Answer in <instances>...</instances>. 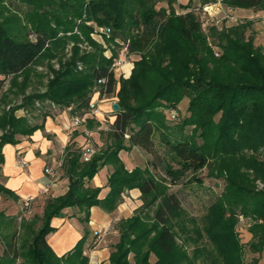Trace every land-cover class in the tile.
Wrapping results in <instances>:
<instances>
[{"label": "trees", "instance_id": "1", "mask_svg": "<svg viewBox=\"0 0 264 264\" xmlns=\"http://www.w3.org/2000/svg\"><path fill=\"white\" fill-rule=\"evenodd\" d=\"M17 1L28 7L25 12L13 8L14 0H0V75L10 81L8 92L0 97V162L6 144H18V135L30 136L44 127L17 115L19 109L30 113L37 101H50L69 108L72 116H85L93 88L103 79L102 94L118 96L120 105L103 151L86 161L75 141L67 145L63 167L68 190L47 202L42 226L22 248L25 261L89 264L84 254L88 231L64 256L47 254L52 251L47 236L56 230L52 219L65 208L78 207L80 220L88 224L93 206L113 211L134 188L141 191L142 204L117 223L119 241L112 264H244L238 214L256 220L248 244L254 251L263 250L264 159L244 152L264 148V47L255 43L254 34H247L252 24L237 22L205 31L195 12L177 13L176 0ZM163 2L167 6L158 7ZM223 3L231 9L264 10V0ZM190 6L191 2L180 9ZM93 23L110 27L105 40L115 46L112 55L107 56V47L92 37ZM124 44L140 58L130 77L117 78L115 48ZM53 59L60 62L58 70ZM47 76L44 91H28L35 77ZM10 94L21 97L19 104L12 105ZM186 97L189 115L170 124L163 110L177 107ZM86 117L88 127L99 124L93 115ZM189 126H194L190 133ZM134 147L143 148L152 159L130 170L119 153ZM104 165L113 170L107 179L109 192L101 198L102 188L87 182ZM206 167L213 175L225 176L227 184L200 227L183 206L179 191L171 187L202 182L198 172ZM247 168L253 169L254 178ZM257 178L263 184L260 190L255 187ZM0 191L10 192L1 184ZM17 236V230L5 236L9 240L3 264L17 260ZM205 237L209 243L203 242ZM96 244L95 240L90 247ZM187 245L194 246L192 252Z\"/></svg>", "mask_w": 264, "mask_h": 264}, {"label": "crops", "instance_id": "2", "mask_svg": "<svg viewBox=\"0 0 264 264\" xmlns=\"http://www.w3.org/2000/svg\"><path fill=\"white\" fill-rule=\"evenodd\" d=\"M195 2L196 0H193V5L196 4ZM181 3L178 0V4ZM244 10L251 11L252 9L236 8L234 11L231 9V12ZM259 12H264V10ZM132 66L133 64H128L123 65L122 68L127 70V67ZM99 107L101 111L96 115V118L103 123L104 115L112 112L113 100L111 97L104 98ZM108 116L110 117V123L113 124L116 120L115 111L108 114ZM72 118L69 108L60 109L58 115L48 113L46 118H42L41 122H38L43 124V128L36 130L30 136L18 135V140H20L18 144L8 143L4 146V159L3 162H0V184L10 192L0 191V213L2 214L0 216V245L2 257L5 253L6 241L9 240L5 236L12 233L13 229L16 228L18 235L17 250L19 252L17 260H22L18 263L35 264L32 261H25L22 248L31 241L27 239L28 235L32 236L33 239L34 234L42 226L47 202L65 194L69 187V178L66 176L63 167L65 159H58L62 157L59 152H64L65 147L74 141L79 147L86 146L88 136H94L99 129L103 128L100 125L90 129L86 122L75 124ZM106 129L103 128V130ZM18 153H22L28 161L27 167L24 168L18 164ZM122 160L129 169L137 166L131 165L133 159ZM47 169L56 171V181L49 192L41 193V189L52 180V176ZM112 170L111 165H104L95 177L87 182L88 186L102 188L101 198L109 192L107 179ZM29 196H35V200L29 208H25L24 200ZM140 196L141 191L134 188L125 192L123 201L113 211H106L100 206H93L88 224L80 220L82 213L78 207L63 209L61 215L54 217L51 221L56 230L47 236L50 249L61 257L72 250L88 231L84 254L89 257V264H112L110 257L115 250V244L119 241L117 223L123 218L132 216L134 210L142 204ZM73 210L75 212L68 214L69 211ZM21 234L24 237L23 239L19 238ZM95 234H100V236L96 238ZM95 240L97 244L92 249L90 244Z\"/></svg>", "mask_w": 264, "mask_h": 264}, {"label": "rangeland", "instance_id": "3", "mask_svg": "<svg viewBox=\"0 0 264 264\" xmlns=\"http://www.w3.org/2000/svg\"><path fill=\"white\" fill-rule=\"evenodd\" d=\"M180 1L182 2L181 4H178V0H176V2H175V7L177 9V13H180V12L182 13V12H186V11H193L198 15L199 19H201L200 12L195 11L193 8L198 7L200 5H203V4H205V2L206 3L214 2L216 0H196L195 5H193V0H180ZM189 2H191L190 7H188L187 9H180V5H186ZM161 4L167 6L166 2H163V3L158 4V7H160ZM13 8L14 9H20L21 12L23 13L27 10L28 7L21 2L14 0ZM233 11H234V9H233ZM231 13L234 14L238 18L237 22H242V23L250 22L252 24L251 27L248 29L247 34L248 35L254 34L255 43L257 45H262L264 47V12H259V10L256 11V10L252 9L251 11H245L244 10V11H239V12L235 11V12H231ZM222 22L223 23H221L218 26V28L223 27V25H232V24L237 23V22L228 21L226 19H223ZM93 25H94V28L95 27H103V26L97 25L96 23H93ZM105 27H108V26H105ZM96 40L99 42H102L103 45L105 47H107L106 51H105L107 56L112 55L111 51H113V47H115V46L112 43L110 44L108 41H106L105 36H103V37L98 36ZM115 49L118 52V58H116L115 60L120 59L123 61V64L121 66L114 68L115 75L117 78H119L121 76L128 78V77H130V75L134 69L135 61L140 58V55H139L140 53L129 52L127 44H124L121 48L116 47ZM66 51L68 52L67 56L69 57L71 55V52H70V50H66ZM216 51L219 52V49L217 48ZM52 63H53V67L55 69L58 70L60 68V62L58 61V59H53ZM128 64L129 65L133 64V66L129 67V68L127 67V70H124L122 68V66L128 65ZM40 69L43 71H46V70H44L45 68H40ZM46 73H47V71H46ZM49 74L50 73L48 72V76H49ZM48 76L45 77L44 79H40L38 77H35L34 81L32 83V86L29 88L28 91L29 92L34 91V90L44 91V83L47 82V79L49 78ZM50 76H52V75H50ZM99 84L95 85V87L93 88L91 102L97 99L98 100L97 107L100 110V107H99L100 103L103 101L104 98H107V97H105L102 94ZM9 85H10L9 79H5V77L3 75H0V97H2V94L4 92H8L7 89L9 87ZM119 88H120V84L118 83L116 90L118 91ZM10 96H11V100H13L12 105L17 104V103L19 104L21 97L16 98L15 95H13V94H10ZM111 99L113 100V104L115 102L118 103V101H119L118 96L111 97ZM188 104H189V98L186 97L178 104L177 107H170L168 109H164L163 111L166 115L167 121L170 124L174 125L175 123L180 122L183 118H185L187 115H189ZM59 108L63 109V108L53 104L50 101H45V102L37 101L35 104V108L32 110V112L30 111V113H29L27 111L28 109L22 108V109L18 110L17 115H20V116L25 115L30 119V121L32 123H38V122H41V119L43 118V115H44V113H46V111L49 112L50 114L52 113V114L58 115V113L60 111ZM172 110L178 111L179 116L177 118H172L171 113H170ZM111 111L112 112L104 115V119H102L103 123L96 118L97 114L93 113V108L91 107V103H90V107L87 110V113L85 114V116L81 115V117L83 119L87 118L86 117L87 114L93 115L94 118L97 119L96 121H99V124L96 123L94 127H98L101 125L103 128H107L106 130H103V128L99 129L98 130L99 135L97 133L94 136H88L87 145L84 147L83 146L80 147L81 149H83V151L87 147L89 148L90 146H94L97 149L96 153H98L101 150L103 151V149H105L108 146V144L110 142V139L108 138V133L110 132L111 125H112L110 123V117L108 116V114H111L114 112L113 107L111 108ZM73 117H74V115H73ZM89 128L91 129V127H89ZM193 128H194V126H189L187 128V132L190 133ZM126 137H128V136H126ZM198 141H199V143L202 141L200 139V137L198 138ZM66 147H65V150H64V147L62 148L64 150V152L63 151L59 152V155H62V157H60L58 159H62V158L65 159ZM77 147H79V146H77ZM244 152L246 153V155L257 154L259 158L261 157L262 159H264V148H262L261 151L259 149V151H257V152L253 151L252 149H246ZM119 157L121 159H133L131 162V165L132 166L140 165V167H145L147 160L152 159V155L149 154L147 151H145L141 147H134L132 149H124V150L120 151ZM81 159L82 160L85 159L83 155H82ZM132 169L133 168H130V170H132ZM246 171L252 176V178L255 177V173H254L252 168L251 169L247 168ZM198 176L200 177L202 182L179 184V185H176L174 187L172 186L171 190L172 191H179V194H180L179 196L182 199L183 206L187 209V211L189 212V215L191 217H196L198 219L197 222H198L199 226L202 227L206 221L204 217L207 216L209 209L212 206V204H215L216 201L222 197V195L225 191L227 182H226L225 176L213 175L210 173V171L207 167L200 170L198 172ZM261 182L262 181L260 180V178L256 179V181H255L256 189H258V190L262 189L261 187H263V184ZM73 212H75V210L69 211L68 214H71ZM82 216H83V214H82ZM237 217H238V224L236 226V230H237V233H238V236H239L241 242L244 245V254H243L244 264H264V248L261 251H254L251 248L250 244H248V243H251L253 241V233L249 229L256 222V220L252 216H244L242 214H238ZM16 230H17L16 228L13 229L14 232ZM28 236L29 237H27V239L32 241L33 240L32 236H30V235H28ZM19 238L23 239L24 237L21 234V235H19ZM203 242L209 243L208 238L205 237L203 239ZM2 245H4V244H2ZM193 249H194L193 245H190V246L187 245V250L189 252H192ZM1 253H2V249H1V245H0V257H2ZM47 254L53 258L60 257V256H57L52 251H50ZM131 260L133 261V255H131ZM155 260H156V258L153 255L152 261H155ZM19 261H22V260L10 262V264H19L18 263ZM201 261L203 263V260H201ZM5 263L9 264L7 262H5ZM0 264H3L2 259H0ZM198 264H201V262H198Z\"/></svg>", "mask_w": 264, "mask_h": 264}, {"label": "built area", "instance_id": "4", "mask_svg": "<svg viewBox=\"0 0 264 264\" xmlns=\"http://www.w3.org/2000/svg\"><path fill=\"white\" fill-rule=\"evenodd\" d=\"M195 11L200 12L201 14V19L200 21L202 22L203 29L208 31L211 26H219L221 23H223V19H226L231 22H237L238 18L231 13V8L226 7L225 4L223 3V0H216L214 2H208L203 5H200L198 7L193 8ZM223 13V14H222ZM110 33V28L109 27H95L94 31L91 33L92 37L94 39H97L98 36H105L109 35ZM217 55H219V52H216ZM123 64L122 60H115L113 67H119ZM81 68V66H79ZM106 81L103 79L101 80L100 83H105ZM98 100H94L91 102V107L93 108V113L98 114L99 108L97 107ZM172 118H177L179 116V113L177 110H172L171 112ZM83 118L81 116H74L73 117V123L75 124H80L83 122ZM97 152V149L94 146H90L89 148L87 147L83 151V156L84 160L88 161L95 153ZM17 161L18 164L21 167H27L28 166V161L26 158L22 155V153L17 154ZM47 171L51 174L52 180L50 183H48L47 186L43 187L41 189V193H47L51 189L52 185L55 183V178H56V171H53L51 169H47ZM35 200V196H29L26 197L24 200V207L29 208L32 204V202Z\"/></svg>", "mask_w": 264, "mask_h": 264}, {"label": "water", "instance_id": "5", "mask_svg": "<svg viewBox=\"0 0 264 264\" xmlns=\"http://www.w3.org/2000/svg\"><path fill=\"white\" fill-rule=\"evenodd\" d=\"M113 109H114V111H119V110H118V109H120V105H119V103L115 102V103L113 104ZM41 264H43V263H41Z\"/></svg>", "mask_w": 264, "mask_h": 264}]
</instances>
